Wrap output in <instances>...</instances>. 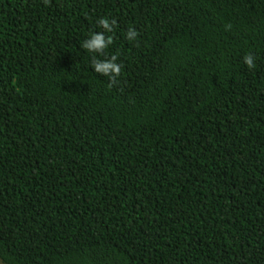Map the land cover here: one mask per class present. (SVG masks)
Wrapping results in <instances>:
<instances>
[{
    "label": "trees",
    "instance_id": "trees-1",
    "mask_svg": "<svg viewBox=\"0 0 264 264\" xmlns=\"http://www.w3.org/2000/svg\"><path fill=\"white\" fill-rule=\"evenodd\" d=\"M0 264H264V0H0Z\"/></svg>",
    "mask_w": 264,
    "mask_h": 264
},
{
    "label": "clouds",
    "instance_id": "clouds-1",
    "mask_svg": "<svg viewBox=\"0 0 264 264\" xmlns=\"http://www.w3.org/2000/svg\"><path fill=\"white\" fill-rule=\"evenodd\" d=\"M97 26L101 31L89 33L87 37L80 42L79 47L85 50L91 57L89 66L93 72L108 77L109 80H113L120 73V65L116 62L117 58L115 56L101 58V56L112 43L111 38L106 34L113 31L115 21L106 17H100L97 20ZM137 35L138 33L136 30L129 27L124 33V39L129 42H134ZM242 59L244 65L248 68L254 66L255 58L251 53H246Z\"/></svg>",
    "mask_w": 264,
    "mask_h": 264
}]
</instances>
